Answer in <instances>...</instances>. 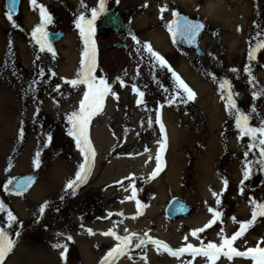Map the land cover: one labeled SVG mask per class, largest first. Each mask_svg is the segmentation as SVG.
<instances>
[{
	"label": "rangeland",
	"instance_id": "rangeland-1",
	"mask_svg": "<svg viewBox=\"0 0 264 264\" xmlns=\"http://www.w3.org/2000/svg\"><path fill=\"white\" fill-rule=\"evenodd\" d=\"M187 2L106 0L105 12L116 10L133 28L135 37L141 42L139 45L150 43L196 96L187 100L184 94V99L177 98L169 105L168 99L175 95V83L171 73L161 68L155 59L156 65L152 67L141 59L129 62L125 52L97 49L95 75L106 78L119 99L109 94L101 111L90 122L94 166L87 181L74 194H69L71 190H66L67 182L74 179L83 158L75 141L67 134L70 125L66 117L78 110L86 91L84 85L74 88L65 83L66 79L76 78L84 48L74 21L81 13L90 18V9L98 7L99 0H83L87 8L82 7L81 0H37L51 16L60 18L59 22L52 20L46 31L63 30L66 34L62 41L52 45L55 56L47 49L41 51L31 35L41 22L39 8L33 10L30 0H23L20 14L13 18L16 25L13 26L6 17L5 0H0V38L11 43L12 54L8 62L0 57V201L17 218L9 227L7 212H0V227L5 228L15 241L4 264H100L105 254L118 243L114 237L102 235L110 229L121 236L147 233L173 250L186 247L188 243L200 247L201 241L205 245L209 242L219 244L221 229L231 237L240 229L241 222L251 219L254 206L249 202L250 197L264 202V170L254 163L249 179H243L244 153L251 141L249 137L240 138L235 116L227 110V101L219 88V82L229 80L239 110L251 117V126H260L264 121V96L253 99L252 94L264 89V50L258 51L252 60H249L248 53L250 46L255 47L264 41V0ZM145 3L148 7H143ZM164 5L170 6V10L165 11L161 19L160 8ZM209 5L219 7L225 19L215 18ZM244 9L246 15L242 14ZM173 12L184 13L206 24V30L200 36L204 56L178 45L168 30L175 17ZM155 32L163 34L167 44L165 51L156 49L150 36ZM227 35L237 36L239 42L234 48L224 41ZM70 41L74 54L78 56L74 65L68 63L72 55ZM19 45L26 52L24 57L18 50ZM26 57L29 58L26 60ZM246 67H250L254 83H249L250 77L244 71ZM41 68L43 76L39 75ZM233 68L239 71H231ZM188 69L197 76L199 86L187 77L185 71ZM117 77L123 79L126 86L122 87ZM34 80L37 83H33ZM58 85L59 92L56 91ZM133 85L145 92L146 107L137 105L139 97L132 91ZM202 85H206L205 92H212L211 101L217 106L215 118L208 107L210 103L200 94ZM239 94H242L241 99L237 97ZM69 104L73 105L66 108ZM157 113L160 122L155 120ZM150 117L151 126L148 124ZM160 123L164 125L163 132ZM21 128L23 137L20 136ZM103 133L109 137L108 143L104 144ZM49 135L52 137L50 143ZM161 143L165 144L161 156L163 165L156 177L149 179L157 167L155 158L160 153ZM37 153L39 167L34 163ZM258 158L259 149L256 148L249 152L247 159L255 161ZM22 160L24 163L20 167ZM207 160L211 164L208 172L205 168ZM111 167L114 169L109 172ZM56 169H60L59 173ZM33 172L41 174L37 184L46 185L41 198L32 196L37 184L22 196L12 195L9 185L5 189L9 180ZM108 172L113 174L109 179L106 178ZM225 179L228 181L226 190ZM133 186L137 189L136 199L130 198ZM241 187L243 195L240 194ZM213 192L222 193L220 205L216 204L217 197ZM175 197L193 206L195 214L176 222L169 220L165 208ZM136 200L143 204L142 208L137 207ZM45 202L48 206L40 213ZM209 207L220 211L222 219L200 233L198 239L191 232L212 219ZM109 213L112 214L110 217ZM201 217H205V221L201 225L195 224ZM87 229H92L95 234H89ZM69 235L71 241L67 240ZM185 236L189 237L187 241ZM262 239L264 217L258 216L233 246L246 251L256 247ZM136 242L133 239L129 250L120 256L121 261L128 264H207V258L203 256L194 258L185 253L174 257L162 246L159 250L151 244L136 248ZM57 243L68 245L64 257L61 256L63 248L52 247ZM84 246L90 248L92 262L85 261ZM260 246L264 247V243ZM216 264L254 262L250 258L228 260L221 256Z\"/></svg>",
	"mask_w": 264,
	"mask_h": 264
},
{
	"label": "snow or ice",
	"instance_id": "snow-or-ice-1",
	"mask_svg": "<svg viewBox=\"0 0 264 264\" xmlns=\"http://www.w3.org/2000/svg\"><path fill=\"white\" fill-rule=\"evenodd\" d=\"M15 5L16 0H11V8L6 13L7 19L10 22H13V26H16L12 16V12L15 10ZM30 5L33 7V10H35L37 7L39 8V15L41 18L40 24L34 28L31 35L39 45L41 51L47 49V51L53 53V56H55V51L51 43L48 42V33L46 31V26L52 22V17L48 13L46 7L43 4H38L37 0H30ZM81 5L82 7L87 8V5L83 3V0H81ZM143 7H148V4L145 3ZM167 10V5H164L160 8L161 19H163V13ZM105 11L106 0H99L98 7H93L90 9V18H87L84 13H81L74 21L75 27L79 29V35L83 40L84 48L80 61L81 67L79 72L76 74V78L71 80L66 79L65 83L71 85L74 88L79 87L80 85H84L86 87V91H84L83 97L79 101L78 110L71 112L66 117L67 123L70 125V127L67 129V134L73 138L76 148L79 150L83 158V162L79 165L74 179H71L67 182L66 190H71L69 194H74L75 190L80 187L81 184L87 181L88 176L94 166L95 150L92 142L90 141V122L101 111L105 103V98L109 94L113 95L117 100L119 99L118 93L113 91L112 86L108 83L107 79L103 77L97 78V76L95 75L97 68V45L94 39L96 32L95 25L99 16ZM173 16L179 17V14L177 12H173ZM202 28V24L194 23L188 20L187 17L178 18L168 25V30L172 33L174 38L177 34H179L189 41L193 40L199 34ZM132 39L138 45L141 44V42L135 36H133ZM142 48L156 60L161 68L167 69V71L171 73V76L175 81V95L168 99L167 102L169 105L175 103L177 98L184 99V94H186L187 100L195 99L196 93L181 78V76L172 69L168 61L162 55L153 50L150 43L145 42L142 45ZM260 50H264V41L257 43L255 47L250 46L248 53L249 60L254 59L256 53ZM137 51L139 52L140 49H138ZM37 59H39V57H37ZM231 71L238 72L239 69L233 68L231 69ZM244 71L247 72L250 77L249 83H254L255 77L252 76L250 67H246ZM39 75H44V70L42 68L39 71ZM52 75L55 76L56 73L53 72ZM117 80L122 87L126 86L123 79L117 77ZM33 83H37V81L34 80ZM219 88L221 90L223 98L227 101V110L230 114H233L235 116V127L239 130L240 138L242 139L243 137H249L251 141V143H249V145L247 146L248 151H245L244 153L245 160L243 162V179L247 180L250 177L252 171L251 166L254 163L258 164L261 170H264V121H262L260 126L258 127L251 126V117L248 114L241 112L237 106V102L234 99L235 94L231 90L232 86L229 80L225 79L222 82H219ZM56 91H60L59 85L57 86ZM132 91L139 97L136 101L137 105L146 107L147 105L144 100L145 92L141 91L135 85L132 86ZM165 91H168V89H165ZM252 95L253 99L264 96V89H261L260 91H254ZM162 107L163 105H161V108ZM252 111H256L255 107H253ZM155 120L156 122H160L161 117L159 113L156 114ZM152 122V118L150 117L148 120L149 126H151ZM160 130L161 132L164 131L163 123H160ZM20 136L23 137L22 128L20 130ZM51 140L52 137L51 135H49L48 142L50 143ZM256 148L259 149V158L255 161L248 160L247 158L249 156V152H251L252 149ZM164 151L165 144L161 143L160 153L155 158L157 167L151 173L149 179L155 178L158 172L161 170V167L163 165L161 156ZM34 163L36 167H39V153H37V159L34 161ZM30 183V179L28 181L18 182L16 184V194H22ZM223 183L224 190H226L228 185L227 179H225ZM11 184L12 181L9 180L8 184L4 186L5 189L7 190L8 185ZM241 185H243V180L241 181ZM243 192L244 189L243 187H241L240 194L243 195ZM220 195H222V193L217 194L216 192H213V196L217 197V205L221 204V200L219 199ZM136 196L137 189L135 188V186H133L130 198L136 199ZM61 199H63V197H61ZM249 202L254 206L251 214V219L247 222H241L240 229L236 231L231 237L226 236L223 229H221L220 233L218 234L221 241L219 244L215 242H209L205 245L203 241H201L200 247H194L191 243H188L186 247H180L176 250H173L167 243H164L159 239H153L147 233H144L143 236H138L135 233L131 235L121 236L118 235L116 231L110 229L106 232H103L102 235L106 237H114L115 241H117L118 243H116V245L105 254V256L101 259L100 264H115L116 259H118L120 256H123L129 250V246L133 243V239L137 241L135 243L136 248L151 244L156 246L157 250H159L162 246L164 251L168 252L174 257H180L185 253H189L194 258L196 256L206 257L207 264H216L217 260L221 256L227 257L228 260H232L234 257L250 258L251 261L254 262V264H264V247L260 246V243H264V239L258 242V245L256 247L248 248L246 251H240L233 246L234 242L238 238L242 237L245 234L246 230L253 225L258 216L264 217V202H257L253 197L249 198ZM136 204L138 208L143 207V204L139 200H136ZM47 206V202H45V204L42 205L39 209L40 213H43ZM4 211L7 212L9 227H11L12 223H14L17 218L10 210L5 209L3 202L0 201V212ZM208 211L212 214V219L209 220V222L203 227L197 228L191 232V235L197 237L198 239L200 233L205 232L206 229L211 228L214 224L217 223V221H221L222 219V213L215 208L209 207ZM111 215L112 214L109 213V217ZM120 215H122V213ZM232 219L235 221V217H233ZM81 227H83V225H81ZM87 231L89 234H95L93 233L92 229H87ZM57 235L61 234L58 233ZM16 236H19L18 232L16 233ZM188 239V236L184 237L185 241H187ZM67 240L71 241L72 237L70 235L67 236ZM14 246L15 241L10 238L8 231L5 228L0 227V264H4L6 256L12 252ZM52 247L63 248L64 251L61 252L62 257H64L65 253L68 251V245L66 243L53 244Z\"/></svg>",
	"mask_w": 264,
	"mask_h": 264
},
{
	"label": "water",
	"instance_id": "water-1",
	"mask_svg": "<svg viewBox=\"0 0 264 264\" xmlns=\"http://www.w3.org/2000/svg\"><path fill=\"white\" fill-rule=\"evenodd\" d=\"M21 4H22V0H16L15 10L12 12L13 18L19 15ZM5 6H6V11L8 12L11 8V0H6ZM183 17H187L188 20L194 23L202 24L203 28L199 32V34L191 41L177 34L175 36L177 42L182 47L195 50L199 56H204V52L199 46V37L205 31L206 25L202 21L193 20L186 15H179V17H176V19L183 18ZM52 19L55 22L60 21V18L58 16H52ZM106 29H113L116 32H119V33L124 32L130 35L134 34L131 27L122 21L120 15L115 10H110L103 16V18L100 20V27L99 29H97L96 35L99 36ZM47 33H48L47 39H48V42L51 43V45L65 38V33L62 30L58 32H47ZM238 98L241 99L242 94H239ZM38 178H39L38 173L19 176L13 180L12 184L10 185V190L12 193L16 194V184L18 182L28 181L30 179L31 183L27 186V188L22 193V194H25L36 184ZM194 212H195L194 208L191 205H189L187 202L182 200L181 198H173L169 202L165 210L166 217L172 221H177L181 218L190 217L194 214Z\"/></svg>",
	"mask_w": 264,
	"mask_h": 264
},
{
	"label": "bare ground",
	"instance_id": "bare-ground-1",
	"mask_svg": "<svg viewBox=\"0 0 264 264\" xmlns=\"http://www.w3.org/2000/svg\"><path fill=\"white\" fill-rule=\"evenodd\" d=\"M186 1H188L187 3H189L190 0H186ZM209 10L212 11L214 17L215 18L217 17L218 20L219 19H225L224 18V12L223 11H219L220 10L219 7L217 8V6H215V5H209ZM246 13L247 12L244 9L242 14L246 15ZM150 36L153 39V43H154L156 49H158L159 51H165L167 49L166 40H165L163 34L155 32V33H152ZM236 38H237V36H235V35H227V37L224 38V41L226 43H228L231 48L232 47L234 48L235 45L238 44V42H239V40L236 39ZM70 45L71 46L69 47V50L72 53V55L69 58L68 63L71 64V65H74L77 62V60H78V56L74 54L73 42L70 41ZM18 48H19L18 50H19L20 54L22 55V57H24L26 55L25 50L23 49V47L21 45H19ZM10 55H12L11 54V43H8L7 40H5L4 38L1 37L0 38V57L2 56L3 60L8 62L10 60V58H11ZM28 58L26 57V60ZM68 71H70V67H68ZM185 72L187 74V77L190 79V81L194 85L199 86L198 85V81H197V76L196 77L193 76L189 69L186 70ZM199 89H200V94L202 95V99L203 100L206 99L210 103V104H208V107H210L209 109L212 110L213 118H215L217 114H214V113L217 112V106L215 105L214 102L211 101L212 100V92L210 90H208V92H205L206 91V85L200 86ZM70 105L72 106L73 104H69V106H67L66 108H70L71 107ZM176 134H177V132H176ZM103 135H104V140H103L104 144L108 143V139L107 138H109V137L105 133H103ZM214 147H215V150H216L217 145L214 144ZM212 162H214V159H213ZM23 163H24V160L20 161V167L23 165ZM205 165H206L205 166L206 171L208 172L209 169H210V166H211L209 160L205 161ZM112 169H114V168L111 167L109 169V172H112ZM56 171L59 173L60 169H56ZM109 172L106 174V178L107 179H109L111 177V175H113V174H111ZM118 175H115V176H118ZM206 179L208 181L210 180L209 177H206ZM113 181L114 180H112L111 182H113ZM36 186L37 187H35V189L32 191V194H33L32 196L36 195V196H40V198H41V196H43L45 194V192H46V190H45L46 185L41 183L39 185L37 184ZM204 221H205V217H201L200 219H197L195 221V224L201 225ZM82 254H83L84 258H85V261L87 260L88 262H92V260H93L92 253H91V250H90V248L88 246H84L82 248ZM44 264H47V262L44 263ZM119 264H128V263L121 262Z\"/></svg>",
	"mask_w": 264,
	"mask_h": 264
},
{
	"label": "flooded vegetation",
	"instance_id": "flooded-vegetation-1",
	"mask_svg": "<svg viewBox=\"0 0 264 264\" xmlns=\"http://www.w3.org/2000/svg\"><path fill=\"white\" fill-rule=\"evenodd\" d=\"M168 10H170V6H168ZM99 21L100 19L96 21V29L99 27ZM94 39L96 41L97 49L99 50L111 53H116L117 51L125 52V55L130 61L141 59V61L143 60L146 64L149 63L152 67L156 65L154 58L149 53H147V51L144 50L142 46L138 45L132 39V36L126 33H118L113 29H110L105 30L100 36L95 35ZM126 39H130L132 43H126ZM138 49H140L139 52L137 51ZM173 82L175 83V81Z\"/></svg>",
	"mask_w": 264,
	"mask_h": 264
}]
</instances>
